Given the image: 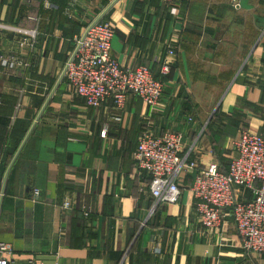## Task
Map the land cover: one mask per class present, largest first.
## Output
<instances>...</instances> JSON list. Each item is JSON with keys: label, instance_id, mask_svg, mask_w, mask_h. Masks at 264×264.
Listing matches in <instances>:
<instances>
[{"label": "crops", "instance_id": "1", "mask_svg": "<svg viewBox=\"0 0 264 264\" xmlns=\"http://www.w3.org/2000/svg\"><path fill=\"white\" fill-rule=\"evenodd\" d=\"M0 0V242L34 264H264L246 254L231 217L207 234L191 185L217 163L242 130L264 133V0ZM115 28L111 55L124 68L147 66L156 78L174 48L161 103L129 96L121 112L89 107L68 85L74 38L97 20ZM34 31L19 46L15 30ZM164 76V75H163ZM39 119L36 121L41 109ZM189 118H193L190 122ZM32 131L5 179L10 132ZM180 132L198 169L179 179L177 204L157 205L134 153L144 131ZM105 132V136H104ZM5 157V159H4ZM9 162V163H8ZM34 190L39 196L34 198ZM250 198V193L245 195ZM71 208L64 210V202ZM88 211V217L84 212ZM158 238L162 254L152 251Z\"/></svg>", "mask_w": 264, "mask_h": 264}, {"label": "built area", "instance_id": "2", "mask_svg": "<svg viewBox=\"0 0 264 264\" xmlns=\"http://www.w3.org/2000/svg\"><path fill=\"white\" fill-rule=\"evenodd\" d=\"M162 5L181 4L183 0H158ZM235 4L238 0H233ZM45 6L53 7L51 0ZM19 46L30 45L34 31L15 30ZM115 28L110 22L97 20L90 24L84 34L74 38L75 53L66 63L65 77L76 95L92 108H101L108 101L124 110L129 96H136L151 109L161 103L164 84L147 66L136 69L124 68L112 57L111 49ZM175 50L168 48L162 67V74L168 75ZM22 62L14 58H0L5 69H14ZM192 122L193 118H189ZM104 132V136H105ZM183 152V136L180 132L167 131L160 136L149 129L144 131L134 153L136 169L145 173L149 180V192L157 205L177 204L181 198L180 176L198 169L189 154ZM233 157L228 170L217 163L198 170L191 192L196 200L195 211L207 234L218 229L224 219V212L231 209V217L241 247L246 254H264V133L253 134L242 130L232 146ZM250 198L246 199V193ZM34 198L39 192L34 190ZM71 204L64 202L63 209ZM85 210L84 215L89 216ZM152 251L161 256L162 246L158 238L151 241ZM9 244L0 242V264H34L32 259L16 262Z\"/></svg>", "mask_w": 264, "mask_h": 264}, {"label": "trees", "instance_id": "3", "mask_svg": "<svg viewBox=\"0 0 264 264\" xmlns=\"http://www.w3.org/2000/svg\"><path fill=\"white\" fill-rule=\"evenodd\" d=\"M51 2L53 3V5H55L56 3H58L59 5H61V3H63V1L62 2H59L58 0H51ZM165 76L166 75H164V76L162 75V77L161 78L158 77V79H161L162 82H163L165 80ZM26 131L27 130H21V133L20 134H17V130H15V125H14L13 129L10 132V137L13 138L14 147H13L12 150H9V151H5V149H2V152H1V154L2 155L4 154V156L6 157V160H7V158L9 159V161L11 160L14 152L16 151L17 147L19 146L20 142L22 141V139H23ZM5 157H4V159H5ZM7 165L8 164H4L2 167H0V174H3L4 173Z\"/></svg>", "mask_w": 264, "mask_h": 264}, {"label": "water", "instance_id": "4", "mask_svg": "<svg viewBox=\"0 0 264 264\" xmlns=\"http://www.w3.org/2000/svg\"><path fill=\"white\" fill-rule=\"evenodd\" d=\"M99 20H100V19H99ZM43 109H44V107L41 109L39 115L37 116L36 121L39 119V117H40V115H41ZM32 127H33V126H32ZM32 127H31L30 130L27 132V134H26L25 138L23 139L22 143L20 144V146H19V148H18V150H17L15 156L13 157V159H12V161H11V163H10V165H9V167H8V169H7V171H6L5 179H6L7 175H8V172L10 171V169H11L13 163L15 162V160H16L18 154L20 153L21 149L23 148V146H24L26 140L28 139V137H29V135H30V133H31V131H32Z\"/></svg>", "mask_w": 264, "mask_h": 264}, {"label": "rangeland", "instance_id": "5", "mask_svg": "<svg viewBox=\"0 0 264 264\" xmlns=\"http://www.w3.org/2000/svg\"><path fill=\"white\" fill-rule=\"evenodd\" d=\"M236 138H233V140H231L230 144H229V148L228 150H225L224 154H223V157L224 158H227V162H228V157L230 158V155L228 156V154H230V152H232V146H233V142L235 141Z\"/></svg>", "mask_w": 264, "mask_h": 264}]
</instances>
